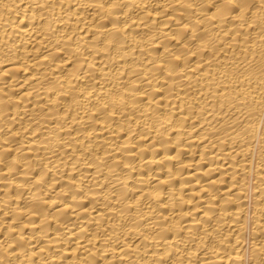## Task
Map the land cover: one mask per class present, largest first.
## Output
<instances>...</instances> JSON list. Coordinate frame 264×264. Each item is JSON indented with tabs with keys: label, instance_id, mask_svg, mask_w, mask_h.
Masks as SVG:
<instances>
[{
	"label": "bare ground",
	"instance_id": "1",
	"mask_svg": "<svg viewBox=\"0 0 264 264\" xmlns=\"http://www.w3.org/2000/svg\"><path fill=\"white\" fill-rule=\"evenodd\" d=\"M0 264H264V0H0Z\"/></svg>",
	"mask_w": 264,
	"mask_h": 264
}]
</instances>
